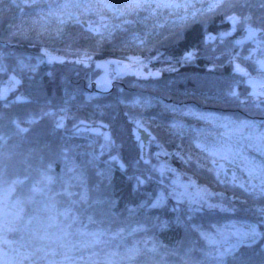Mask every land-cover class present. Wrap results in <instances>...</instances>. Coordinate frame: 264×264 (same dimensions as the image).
<instances>
[{
  "label": "trees",
  "instance_id": "16d2710c",
  "mask_svg": "<svg viewBox=\"0 0 264 264\" xmlns=\"http://www.w3.org/2000/svg\"><path fill=\"white\" fill-rule=\"evenodd\" d=\"M50 2L0 0V219L16 229L0 260L264 264V189L209 145L257 128L264 156V0L102 11L99 25L45 19ZM247 24L260 40L237 45ZM239 225L254 235L218 241Z\"/></svg>",
  "mask_w": 264,
  "mask_h": 264
},
{
  "label": "rangeland",
  "instance_id": "374dc122",
  "mask_svg": "<svg viewBox=\"0 0 264 264\" xmlns=\"http://www.w3.org/2000/svg\"><path fill=\"white\" fill-rule=\"evenodd\" d=\"M214 1L216 0H149L151 6H148V8L151 9L153 14H155L154 10L159 11L161 15L164 14V8L172 11L178 10L181 14H189L201 4L210 5ZM129 2L130 0H51L49 7L52 8L44 18L51 19L55 17L62 20L69 15H80L84 22L99 25L103 21L102 11L117 14L118 10L126 8L125 5ZM157 5L160 6L157 7ZM92 14H95V17ZM256 39L257 41L260 40L259 37ZM262 65H264L263 62ZM120 67L119 64H116L117 69ZM103 79L106 82L109 81L106 74H104ZM224 122L232 125L231 121L225 120ZM248 132L246 135L239 136L236 131L227 130L221 135L210 139L209 145L218 151V163L221 164L223 173L234 178L239 177L251 187L264 189V156L256 157L253 146V144L258 145L263 142V133L257 128ZM136 133L141 138L145 149L144 143L148 138V132L139 122L137 123ZM255 171L258 172L257 175L253 173ZM247 229V227L241 225L236 226V229L228 230L218 241L227 245H237L254 235L253 232H249Z\"/></svg>",
  "mask_w": 264,
  "mask_h": 264
},
{
  "label": "snow or ice",
  "instance_id": "6c2138e0",
  "mask_svg": "<svg viewBox=\"0 0 264 264\" xmlns=\"http://www.w3.org/2000/svg\"><path fill=\"white\" fill-rule=\"evenodd\" d=\"M145 5L147 6H151L149 4V0H130V2L128 4L125 5V7L129 10V11H134L136 9H140L143 8ZM160 5H157V7H159ZM164 6H169V5H164ZM123 14V13H121ZM190 55V54H189ZM19 218V217H17ZM16 229L14 227H10L7 225V222L3 219H0V234H5L7 232H12L15 231ZM37 239H45L46 237L40 236V237H36ZM5 243H7V240H5ZM44 248L42 247H38L36 249V252H44ZM35 252L31 253L30 255H25L24 259L26 260H31L32 256H35ZM47 258V253L45 252V254L43 256H39L37 257V259L39 260H44ZM0 264H5L4 261L0 260ZM49 264H52V262H49Z\"/></svg>",
  "mask_w": 264,
  "mask_h": 264
},
{
  "label": "water",
  "instance_id": "95a60500",
  "mask_svg": "<svg viewBox=\"0 0 264 264\" xmlns=\"http://www.w3.org/2000/svg\"><path fill=\"white\" fill-rule=\"evenodd\" d=\"M263 33V29L259 26L247 24L242 29V34L236 38L235 43L237 45L250 41Z\"/></svg>",
  "mask_w": 264,
  "mask_h": 264
}]
</instances>
